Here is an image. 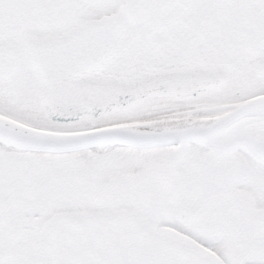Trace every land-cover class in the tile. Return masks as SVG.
<instances>
[{
  "label": "snow or ice",
  "instance_id": "obj_1",
  "mask_svg": "<svg viewBox=\"0 0 264 264\" xmlns=\"http://www.w3.org/2000/svg\"><path fill=\"white\" fill-rule=\"evenodd\" d=\"M0 264H264V0H0Z\"/></svg>",
  "mask_w": 264,
  "mask_h": 264
}]
</instances>
